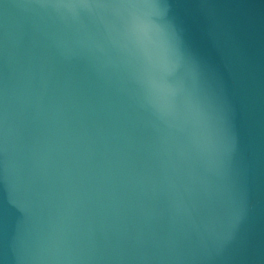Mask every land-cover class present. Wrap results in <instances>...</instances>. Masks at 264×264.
<instances>
[{
	"label": "water",
	"instance_id": "1",
	"mask_svg": "<svg viewBox=\"0 0 264 264\" xmlns=\"http://www.w3.org/2000/svg\"><path fill=\"white\" fill-rule=\"evenodd\" d=\"M0 264H264V0H0Z\"/></svg>",
	"mask_w": 264,
	"mask_h": 264
}]
</instances>
